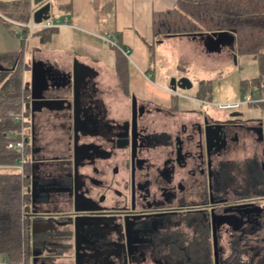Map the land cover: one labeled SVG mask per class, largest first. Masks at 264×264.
Wrapping results in <instances>:
<instances>
[{
  "label": "flooded vegetation",
  "instance_id": "flooded-vegetation-1",
  "mask_svg": "<svg viewBox=\"0 0 264 264\" xmlns=\"http://www.w3.org/2000/svg\"><path fill=\"white\" fill-rule=\"evenodd\" d=\"M180 84L170 88L167 108L131 95L121 121L106 106L93 108L85 91L76 148L72 138L67 154L38 158L29 213L71 232L76 264H179L171 253L203 223L212 239V217L218 243L264 218V122L247 123L232 110L215 121L198 107L184 122L178 90L190 87ZM247 141L250 156L233 158Z\"/></svg>",
  "mask_w": 264,
  "mask_h": 264
},
{
  "label": "crops",
  "instance_id": "crops-1",
  "mask_svg": "<svg viewBox=\"0 0 264 264\" xmlns=\"http://www.w3.org/2000/svg\"><path fill=\"white\" fill-rule=\"evenodd\" d=\"M18 1L0 0V52H18L23 44V62L28 64L23 72L24 84H30L31 66L34 64V78L40 98L33 111H29L30 143L32 121L34 130V144H31L33 183L38 158L67 154V144L72 142L74 136L72 112L78 119L83 118L81 110L88 100L85 91H92L93 108L97 104L106 106L110 111L108 117L119 121L125 120L128 115L131 95L139 101L153 96L149 99L154 104L164 108L170 106L167 95L171 85L163 82L167 79L164 73L156 83L140 84L139 78L148 79V76L159 74L162 70L154 49L160 54L169 47L174 50L176 59L185 58L188 62L202 65L206 75L212 72L217 74L213 78L208 76L201 79L196 85V91L178 90L177 98L183 110L182 121L191 120L190 111L197 107L202 108L205 115L210 117L207 113L210 106L223 111H240L241 118L247 123L255 119L264 122L261 107L264 102L244 101L247 95L259 96L264 76L258 88L254 83L241 88L239 72H234L232 65V46H221L219 51L206 52L203 43L205 39L201 37H173L155 42L151 30L152 13L171 9L176 0H43L39 6L48 3L49 18L53 17L55 21L45 24L48 19L35 22L32 18L31 29L28 26L30 21L24 25L28 28V34L18 27L23 22L15 17L18 12L8 7V4ZM29 5L32 15L36 7L32 0ZM7 23L17 26L15 32L7 29ZM9 32L17 38L14 45H11L14 39L9 37ZM108 37L113 43L107 40ZM74 69L77 94L72 103ZM121 71L124 77L120 75ZM182 76L191 80L185 73ZM47 81L52 84L48 89L45 88ZM204 85L206 89L203 92ZM252 108L259 109L260 117L252 115ZM161 121L162 118H159ZM83 132L79 129L75 131L81 138ZM248 144L247 141L246 148L233 152V158L242 160L250 156L252 149ZM72 253H35L37 259L34 264H76L77 256L75 259ZM87 253L91 255V252ZM0 261L5 263L3 255Z\"/></svg>",
  "mask_w": 264,
  "mask_h": 264
},
{
  "label": "trees",
  "instance_id": "trees-1",
  "mask_svg": "<svg viewBox=\"0 0 264 264\" xmlns=\"http://www.w3.org/2000/svg\"><path fill=\"white\" fill-rule=\"evenodd\" d=\"M30 0L8 4L23 21L18 26L28 34L32 15ZM151 30L155 42L173 37H201L213 32L230 33L233 37V55L251 56L261 60L264 54V0H176L175 6L153 12ZM23 44L18 52H0V166L16 164L19 152L8 148L12 133L19 125L9 116L17 113L23 96L29 99V89L23 86ZM121 66V64H120ZM120 75L124 77L121 71ZM126 79V78H125ZM124 81V78L122 79ZM258 88L262 75L255 79ZM264 112V103H262ZM30 109L27 108L26 114ZM22 172L0 168V254L4 264H32L36 250L46 255H65L72 251L71 232L67 228L46 226V220L29 213L33 165L32 146L27 141ZM232 231L226 240L218 243L219 264H264V218ZM104 241V240H103ZM183 249L171 253L179 264H214L211 231L201 224L196 238H185ZM87 252L82 253L88 259ZM106 257L120 258L107 254ZM121 260V259H120Z\"/></svg>",
  "mask_w": 264,
  "mask_h": 264
},
{
  "label": "rangeland",
  "instance_id": "rangeland-1",
  "mask_svg": "<svg viewBox=\"0 0 264 264\" xmlns=\"http://www.w3.org/2000/svg\"><path fill=\"white\" fill-rule=\"evenodd\" d=\"M49 21L52 22L55 20L52 17L51 19L49 18L47 22L45 21L44 23L50 24ZM7 29L15 32V30L17 29V26L14 24L7 23ZM9 37L11 39H14L13 41L14 43L11 44V45H14L17 42V38L12 37L11 34L9 35ZM0 40H1V36H0ZM204 50L208 52L206 49V46L204 47ZM154 54H155L156 59H159L158 65H159V68L162 67V70L161 71L158 70L159 74H155L154 76H148V79L139 78L141 82L140 84L142 83L145 84L146 82L156 83L158 79H161L159 77H162L164 73L167 79L166 81H163V82H165L166 85H170V81L172 78L177 79L179 77H182V74L185 73L191 78L190 81H192L191 83L193 84L192 88L187 89L186 91L189 90L188 92H193V91H196V88H198L197 86L201 79H206L208 76H209L208 78H213L217 76V74L214 72L208 73L206 75L205 70L203 69V66L195 62L194 63L188 62V60L185 58H182L181 60L176 59L175 57L176 54L174 55V50H172L169 47L165 48L160 54L158 53L157 49L156 50L154 49ZM157 55H159L160 57H158ZM232 65H233V68H235L234 72H239V80L241 81V84H242L241 88H244L247 86L249 87L253 83V81L255 83L256 81L255 79L259 75H262V77L264 76V54L261 57V60L252 58L248 55L245 57H241V58L240 56H238L236 57L235 61H234V58H232ZM205 89H206V85H204L203 92L205 91ZM208 107H209V110L207 112L208 116H210L214 120H216L217 118L219 120H223L229 115L228 111L220 110L217 107H210V106ZM252 109H254V111H252V115H254L255 117H260L259 109L257 108H252ZM222 242L223 244L226 243L225 236L222 238ZM72 254L74 255V258L76 259V254L75 253H72ZM0 256L2 255L0 254ZM0 264H2V261H0Z\"/></svg>",
  "mask_w": 264,
  "mask_h": 264
},
{
  "label": "water",
  "instance_id": "water-1",
  "mask_svg": "<svg viewBox=\"0 0 264 264\" xmlns=\"http://www.w3.org/2000/svg\"><path fill=\"white\" fill-rule=\"evenodd\" d=\"M41 1L43 0H32V4H34L36 6V9L32 12V18L35 22H41L42 20H47L49 19V8L50 5L48 3L43 4L41 6H39V4L41 3ZM201 38L207 40L208 42L213 43L216 47L215 49H211L208 46H206V49L208 51H219L221 46H227L230 47L232 45L233 42V37L230 33H226V32H213L209 35L203 36L200 35ZM234 61L236 59V55H233ZM32 79L30 84H25L26 88L29 89V91L31 92V96L29 98L30 102L26 103V109H30L33 111L34 109V105L38 102V99L40 98L38 96L37 93H39V91L37 92V90H39V87L36 86V79L34 78V64H32ZM74 75V79H73V85H72V89H73V100L72 103L75 102V98H76V84H75V69L73 70V74ZM69 83V81H68ZM180 83H184L186 84V87L189 88L191 87L192 83L189 80V78L187 77H183L182 79L176 81V78H172L170 81V85L171 88L173 90L176 89V87H185L183 85H181ZM52 87V84H49L48 81L46 82L45 88H50ZM67 89H69V86L67 87ZM132 103V123L134 126L135 123V109H136V103H135V98L133 97L131 100ZM72 108H73V104H72ZM33 116V114H32ZM72 117L73 120L75 122L76 119V115L74 113V111L72 112ZM33 119V117H32ZM76 127L74 126V136H73V143H74V147L76 148ZM34 130H33V121H32V146L34 144L33 140H34ZM263 136H264V129H263ZM263 141H264V137H263ZM34 177V175L32 174V178ZM33 188H34V183L33 181L31 182V186L28 188V191H31L33 194ZM216 222L214 220V218L212 217V246H213V257H214V264H219V252H218V239H217V234H216V228L215 225ZM48 258V257H47ZM37 256L35 254H33V258H32V262L33 264L36 262ZM124 264H128L127 259L124 260Z\"/></svg>",
  "mask_w": 264,
  "mask_h": 264
},
{
  "label": "built area",
  "instance_id": "built-area-1",
  "mask_svg": "<svg viewBox=\"0 0 264 264\" xmlns=\"http://www.w3.org/2000/svg\"><path fill=\"white\" fill-rule=\"evenodd\" d=\"M31 21H32V17L30 19V24H28L30 29L32 28L33 25ZM107 40L113 43L111 38L108 37ZM24 85L25 84L23 83V86ZM261 90L262 91L259 94V96H255L254 94L247 95L244 100L245 103L264 102V83H262ZM26 103L27 100H25V98L22 96L19 106V111L17 113H13V112L9 113V116H11L14 119V121L19 125V127L13 131L12 140L7 143V146L8 148L19 152V159L16 164L0 166V168L11 169L17 172H22L23 170V164L26 159L24 149L27 141L29 140V133H30V127H29L30 117L29 114H26L27 111ZM227 106L232 107L229 105Z\"/></svg>",
  "mask_w": 264,
  "mask_h": 264
}]
</instances>
